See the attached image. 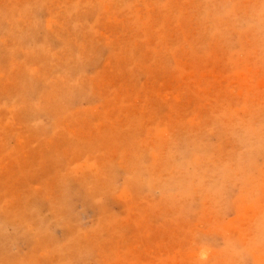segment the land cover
Returning a JSON list of instances; mask_svg holds the SVG:
<instances>
[{
    "label": "rangeland",
    "instance_id": "374dc122",
    "mask_svg": "<svg viewBox=\"0 0 264 264\" xmlns=\"http://www.w3.org/2000/svg\"><path fill=\"white\" fill-rule=\"evenodd\" d=\"M0 264H264V0H0Z\"/></svg>",
    "mask_w": 264,
    "mask_h": 264
},
{
    "label": "bare ground",
    "instance_id": "6f19581e",
    "mask_svg": "<svg viewBox=\"0 0 264 264\" xmlns=\"http://www.w3.org/2000/svg\"><path fill=\"white\" fill-rule=\"evenodd\" d=\"M192 256V255H191Z\"/></svg>",
    "mask_w": 264,
    "mask_h": 264
}]
</instances>
